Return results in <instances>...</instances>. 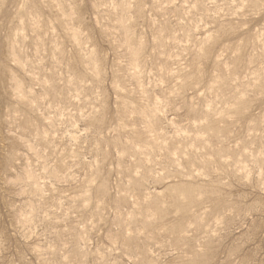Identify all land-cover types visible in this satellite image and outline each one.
Here are the masks:
<instances>
[{
	"label": "rangeland",
	"instance_id": "obj_1",
	"mask_svg": "<svg viewBox=\"0 0 264 264\" xmlns=\"http://www.w3.org/2000/svg\"><path fill=\"white\" fill-rule=\"evenodd\" d=\"M0 264H264V0H0Z\"/></svg>",
	"mask_w": 264,
	"mask_h": 264
}]
</instances>
